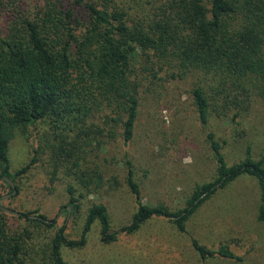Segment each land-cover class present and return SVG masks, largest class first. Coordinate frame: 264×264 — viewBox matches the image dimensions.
I'll return each instance as SVG.
<instances>
[{"label":"trees","instance_id":"16d2710c","mask_svg":"<svg viewBox=\"0 0 264 264\" xmlns=\"http://www.w3.org/2000/svg\"><path fill=\"white\" fill-rule=\"evenodd\" d=\"M0 18V195L19 189L17 180L41 150L49 157L51 184L61 174L75 183L67 188L66 220L80 213L86 195L104 189L102 166L88 158L109 143L133 141L145 94L169 82L190 84L206 131L212 118L237 122L255 101L264 102V0H0ZM42 123L48 131L40 134V150L13 172L11 141ZM206 140L216 176L198 185L178 211L144 202L127 155L126 184L138 210L121 228L113 229L103 203L91 205L78 240L67 236L66 224L58 227L57 218L38 209L17 214L23 224L14 227V213L0 205V264H66L62 249L85 246L96 223L105 244L155 218L185 232L207 200L242 176L258 181V221L264 224V155L255 159L249 147L241 162L230 165L226 142L212 130ZM192 245L204 262L241 260L228 246L212 249L195 239Z\"/></svg>","mask_w":264,"mask_h":264},{"label":"rangeland","instance_id":"374dc122","mask_svg":"<svg viewBox=\"0 0 264 264\" xmlns=\"http://www.w3.org/2000/svg\"><path fill=\"white\" fill-rule=\"evenodd\" d=\"M1 22L2 18L0 27ZM155 86L153 89L159 88ZM164 86L157 93L144 95L132 142L125 146L117 140L99 156L88 158L102 166L106 184L99 194L86 195L81 200L80 213L68 220L67 188L74 181L61 174L59 181L50 183L49 157L42 153L43 143H39L40 134L48 128L42 123L31 127L27 135L18 133L9 151L13 172L30 163L35 148L40 154L31 169L17 180L16 193L0 195L3 209L14 213L9 216L11 225L23 224L17 214L38 209L51 219L57 218L58 227L66 224L67 236L78 240L94 203L108 207L113 229L130 224L138 206L126 184V155L133 163L144 202L181 210L198 185L216 176V162L206 140L209 130L226 142L224 152L230 165L241 162L249 147L255 159L264 155L263 101H255L250 112L237 122L212 118L206 131L192 104L190 84L175 81ZM113 177L118 185L110 188ZM261 204L258 181L242 176L207 200L187 222L185 232L168 219L155 218L135 234L122 235L116 242L105 244L96 223L85 246L63 248L62 256L66 264H264V224L258 221ZM193 239L212 249L228 246L241 260L211 258L204 262L192 245Z\"/></svg>","mask_w":264,"mask_h":264},{"label":"water","instance_id":"95a60500","mask_svg":"<svg viewBox=\"0 0 264 264\" xmlns=\"http://www.w3.org/2000/svg\"><path fill=\"white\" fill-rule=\"evenodd\" d=\"M13 185V184H12ZM16 193V190H14V192H13V194H15Z\"/></svg>","mask_w":264,"mask_h":264}]
</instances>
